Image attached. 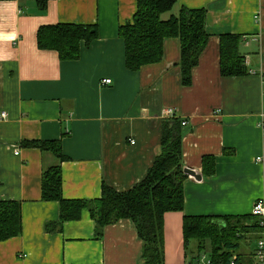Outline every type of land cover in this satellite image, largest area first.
Wrapping results in <instances>:
<instances>
[{
	"label": "crops",
	"instance_id": "crops-1",
	"mask_svg": "<svg viewBox=\"0 0 264 264\" xmlns=\"http://www.w3.org/2000/svg\"><path fill=\"white\" fill-rule=\"evenodd\" d=\"M137 4L48 0L42 11L36 0H0V115L7 113L0 119V201L20 202L23 223L21 236L0 242V264H141L142 242L130 220L98 237L83 210L62 232H48L60 210L58 202L43 201L42 175L59 161L26 141L61 142L65 199H100L103 184L128 191L145 178L160 154L165 111L174 109L187 121L184 167L202 179L188 176L183 212L165 215L168 264H175L185 216L251 215L264 197V0H178L166 18L182 8L207 11L209 40L191 86L181 82L176 38L164 42L161 62L126 68L119 29L133 21ZM56 24L96 26L98 36L81 43L80 59L61 61L37 45L38 30ZM227 34L242 37L245 76L221 75L220 40ZM204 156L214 157V176L203 175ZM259 235L264 240V225ZM246 238L241 252L248 264H261L255 257L261 238L255 232ZM182 252L179 264L197 256L185 254L184 240Z\"/></svg>",
	"mask_w": 264,
	"mask_h": 264
},
{
	"label": "trees",
	"instance_id": "trees-1",
	"mask_svg": "<svg viewBox=\"0 0 264 264\" xmlns=\"http://www.w3.org/2000/svg\"><path fill=\"white\" fill-rule=\"evenodd\" d=\"M45 11L48 0H36ZM178 0H138L133 21L121 26L119 36L125 43V63L129 71L159 63L164 58V42L170 38L180 41L181 82L193 84V70L207 47L206 9L182 8L171 14ZM98 36L96 26L56 24L42 26L37 33L40 50L55 51L61 61H76L81 57V43L89 45ZM240 35H222L220 40V72L224 77H240L249 73L240 53ZM160 154L145 178L133 189L118 191L103 184L102 197L95 200L65 199L63 195L62 162L66 161L60 141H26L24 146L53 154L59 165L45 169L42 175L43 201L59 204L60 218L47 225L48 232H62L63 224L78 221L83 210H88L96 224V234L120 220H130L142 242L141 264H168L165 256V215L184 210V170L182 119L166 117L161 124ZM203 175L216 172L213 156H204ZM253 220V221H252ZM260 219L251 215L242 217L185 216L183 219L184 249L191 258L188 264L200 260L210 251L211 264H248L240 250L246 235L255 232L261 238ZM22 205L17 201H0V242L22 235ZM260 232V233H259ZM260 237H259V236ZM262 239V238H261ZM258 247V246H257ZM191 250V252H190ZM257 251V249H256ZM256 254V253H255Z\"/></svg>",
	"mask_w": 264,
	"mask_h": 264
},
{
	"label": "built area",
	"instance_id": "built-area-1",
	"mask_svg": "<svg viewBox=\"0 0 264 264\" xmlns=\"http://www.w3.org/2000/svg\"><path fill=\"white\" fill-rule=\"evenodd\" d=\"M103 82L105 84H110L111 80L106 79ZM165 113L167 117H172V118L177 117V112L174 109H167ZM0 119H7V113L2 112L0 115ZM182 125L185 127L187 125V121L182 120ZM251 214L254 217H257L260 219L261 226L263 227L264 225V197L256 201ZM255 257L261 262V264H264V240L263 239L259 240L258 242V247H257ZM195 264H211V261L208 260L206 256H202L200 260L195 262Z\"/></svg>",
	"mask_w": 264,
	"mask_h": 264
},
{
	"label": "rangeland",
	"instance_id": "rangeland-1",
	"mask_svg": "<svg viewBox=\"0 0 264 264\" xmlns=\"http://www.w3.org/2000/svg\"><path fill=\"white\" fill-rule=\"evenodd\" d=\"M172 216V215H171ZM178 240H176L175 241V243H174V246H175V249H174V252H175V255H176V257H172V261L175 263V264H179V262H181V260H182V250H183V240H182V233H181V231L179 232V234H178ZM256 242V241H255ZM255 242H252V249H253V247H254V245H255ZM190 252H191V250H190ZM179 253V254H178ZM185 254H188L189 255V253H186V251H185ZM209 254H210V251H209V249L207 248L204 252H203V256H206V258H210V256H209ZM180 255V256H179ZM166 259H168V254H167V252H166ZM172 256V255H171ZM190 256H192V255H190ZM169 261V260H168Z\"/></svg>",
	"mask_w": 264,
	"mask_h": 264
},
{
	"label": "water",
	"instance_id": "water-1",
	"mask_svg": "<svg viewBox=\"0 0 264 264\" xmlns=\"http://www.w3.org/2000/svg\"><path fill=\"white\" fill-rule=\"evenodd\" d=\"M184 172H185L186 175H188V176H190V177H193V178H195V179H197V180H201V179H202V176L199 175V174H197V173H196L194 170H192V169L185 168Z\"/></svg>",
	"mask_w": 264,
	"mask_h": 264
}]
</instances>
